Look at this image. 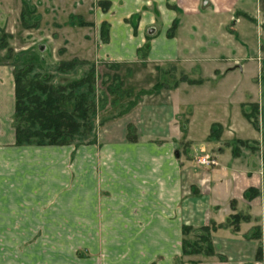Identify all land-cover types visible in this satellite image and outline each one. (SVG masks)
Returning a JSON list of instances; mask_svg holds the SVG:
<instances>
[{"label": "crops", "instance_id": "crops-1", "mask_svg": "<svg viewBox=\"0 0 264 264\" xmlns=\"http://www.w3.org/2000/svg\"><path fill=\"white\" fill-rule=\"evenodd\" d=\"M61 24L65 60L116 64L144 94L101 119L93 143L17 145L13 74L0 65V264H264V0H83ZM237 74L254 78L234 118L189 97L227 104ZM184 226L207 228L213 254L183 255ZM63 235L92 236L91 255Z\"/></svg>", "mask_w": 264, "mask_h": 264}, {"label": "rangeland", "instance_id": "rangeland-1", "mask_svg": "<svg viewBox=\"0 0 264 264\" xmlns=\"http://www.w3.org/2000/svg\"><path fill=\"white\" fill-rule=\"evenodd\" d=\"M80 1L82 2L83 0H0V65L11 70L13 74V70L17 63L20 61L23 62L28 54L33 55L40 62H44L45 66H49V69H51L53 64L67 61L63 55L66 43L64 41V27H62L61 23L66 20L68 12L73 10V6ZM93 62L97 67L98 76L96 79L98 88V109L95 119L96 141L97 132H100L102 129L103 122H101V119L105 118L107 115L111 117V115L118 116L122 113H126L132 109V103L140 100L144 93L143 91L141 92L136 89L133 91H125L126 89H130L132 85L129 86L125 83L128 80L124 79V76L120 74L119 68L116 70L106 67V65L109 64V61L99 59ZM81 73L82 72L78 70L75 74H63L60 75L57 80L64 82L68 79L79 77ZM103 74L107 75L108 79L104 82L105 84L103 83L101 85L100 80ZM142 74L143 72L138 75L139 79L144 76H142ZM126 77L129 78L130 82H133L130 75ZM193 77L197 76L193 75ZM175 78L179 79L181 78V75L174 74L171 76L166 74L162 81L171 84ZM253 78L254 76L248 74H237L234 81L226 78L223 82L226 86L229 84L232 86L233 82H235V86L231 89L232 91L225 97L227 104L223 100H220L221 102L223 101V105L218 103V99L214 101L210 100L212 102L209 104V100L207 99L208 95L205 96L201 93L199 96L197 94V89L194 88L193 91L189 92V97L193 100L199 101V104L203 103L202 108L204 115H206L207 112H210L213 115L220 112L223 114V108L225 106L224 109L231 113L232 118H234V101L238 99V96L241 93L242 97L249 93V86L253 82ZM116 80L119 81L120 86H118ZM218 83L219 81L209 79L205 83L207 85L204 88H217ZM109 86L112 87L109 89V93H107L105 87ZM137 92L140 94H135ZM199 109H201V107H199ZM241 120L243 121L240 123L235 120V126L226 127L225 133L230 132L233 136H235V134L238 135L239 131L242 130V122H247V119L242 118ZM244 124V126H246V123ZM216 126V128H213L214 133L220 130L218 124ZM129 130L136 133L137 129L133 127ZM250 130H252L251 127ZM192 230L191 239L197 240L198 236H196L194 232L196 230ZM60 237L62 239L65 238L67 243L70 242L73 250L77 251L76 255L81 258H86L91 255L90 251L83 244L85 242L88 243V241H90L89 238L92 236H81L77 240L74 239V236L69 235H63ZM41 238L42 236L40 234H35L34 243ZM55 239L58 241L59 238L54 236L53 240ZM98 240H100V236H98ZM98 256L100 257L101 253L98 252Z\"/></svg>", "mask_w": 264, "mask_h": 264}, {"label": "trees", "instance_id": "trees-1", "mask_svg": "<svg viewBox=\"0 0 264 264\" xmlns=\"http://www.w3.org/2000/svg\"><path fill=\"white\" fill-rule=\"evenodd\" d=\"M17 65L13 70L12 126L15 143L40 146L93 143L98 109V76L95 63L73 58L53 64L49 69L44 62L28 54L24 61L18 62ZM106 67L118 69L116 64H107ZM78 70L82 72L79 77L64 82L57 80L60 75L75 74ZM107 79V75L103 74L101 85ZM116 81L120 86L119 81ZM111 87H105V91L109 93ZM242 109L245 117L256 125V106H243ZM262 158L264 162V148ZM192 232L191 227H183V255H212L209 230L201 228L194 231L198 236L197 240L191 239Z\"/></svg>", "mask_w": 264, "mask_h": 264}, {"label": "built area", "instance_id": "built-area-1", "mask_svg": "<svg viewBox=\"0 0 264 264\" xmlns=\"http://www.w3.org/2000/svg\"><path fill=\"white\" fill-rule=\"evenodd\" d=\"M197 162L205 166H211L217 164L216 158L211 155H202L197 158Z\"/></svg>", "mask_w": 264, "mask_h": 264}]
</instances>
